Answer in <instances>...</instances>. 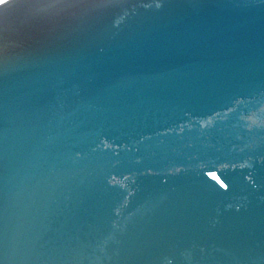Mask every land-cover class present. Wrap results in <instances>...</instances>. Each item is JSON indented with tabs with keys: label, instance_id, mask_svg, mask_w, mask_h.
Returning a JSON list of instances; mask_svg holds the SVG:
<instances>
[{
	"label": "water",
	"instance_id": "95a60500",
	"mask_svg": "<svg viewBox=\"0 0 264 264\" xmlns=\"http://www.w3.org/2000/svg\"><path fill=\"white\" fill-rule=\"evenodd\" d=\"M0 264H264V0H0Z\"/></svg>",
	"mask_w": 264,
	"mask_h": 264
},
{
	"label": "clouds",
	"instance_id": "9594fccd",
	"mask_svg": "<svg viewBox=\"0 0 264 264\" xmlns=\"http://www.w3.org/2000/svg\"><path fill=\"white\" fill-rule=\"evenodd\" d=\"M7 3H11V0H6Z\"/></svg>",
	"mask_w": 264,
	"mask_h": 264
}]
</instances>
